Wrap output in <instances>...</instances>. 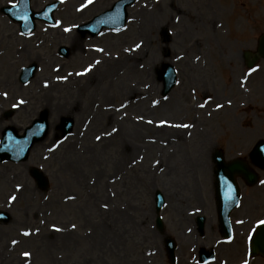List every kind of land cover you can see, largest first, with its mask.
Here are the masks:
<instances>
[{
	"label": "rangeland",
	"instance_id": "374dc122",
	"mask_svg": "<svg viewBox=\"0 0 264 264\" xmlns=\"http://www.w3.org/2000/svg\"><path fill=\"white\" fill-rule=\"evenodd\" d=\"M17 1L0 0V139L5 127L23 132L47 108L51 126L27 159L0 163V264H172L168 236L178 244L175 264H196L194 245L213 247L212 229L217 235L215 151L227 160L250 158L264 140V58L249 66L245 56L257 52L264 33V0H135L126 27L98 36H82L78 26L117 0H60L54 12L60 25L39 20L30 35L2 12ZM55 1L31 3L39 11ZM61 47L69 49L66 57ZM32 61L36 78L23 84L19 74ZM108 62L120 64L94 77ZM163 62L178 71L167 95ZM89 65V73L76 75ZM62 118L74 121L67 134ZM113 128L118 131L106 135ZM32 168L45 172L46 188ZM258 172L264 180V169ZM260 181L239 180L237 236L211 264L247 259L243 242L264 217ZM158 190L166 200L164 233L156 223ZM69 195L76 199L66 200ZM198 213L206 216L205 238L196 233ZM250 264H264V257Z\"/></svg>",
	"mask_w": 264,
	"mask_h": 264
},
{
	"label": "water",
	"instance_id": "95a60500",
	"mask_svg": "<svg viewBox=\"0 0 264 264\" xmlns=\"http://www.w3.org/2000/svg\"><path fill=\"white\" fill-rule=\"evenodd\" d=\"M30 0H20L17 7L5 8V12L10 15L15 20L20 21L26 25L27 31H30L34 24L35 18H47L51 19L52 12L57 6V3L48 5L40 13H35L30 9ZM130 0H120L115 3L112 9L107 10L103 14L95 17L89 23L82 25L80 28L83 30H89L93 35L97 34L103 27H121L126 23L127 12L126 8L129 5ZM26 29V28H25ZM259 52L258 54L264 57V35L259 40ZM164 80V94L168 93L176 84V71L174 67L170 64H164V71L161 75ZM64 122L66 119L63 120ZM73 121L70 120L65 123V129H69ZM49 130L48 114L46 112L42 113L40 119H37L32 126L28 127L25 134L21 137H16L11 132L7 133L2 141V146L0 147V160L4 158H12L13 160L25 159L28 155L30 148L33 143L38 140H42L47 136ZM5 152V153H4ZM254 158L256 162L264 165V141L260 142L255 151ZM220 163V170L218 171V196H219V209H220V220L224 227L229 229V212L234 204V199L236 196L234 187V176L235 174H243L250 182H254L256 179L254 173H252L246 164L239 162L225 164L222 162L221 158L218 159ZM224 165V166H223ZM36 178L40 183L45 182L47 185L46 178L41 172L36 170ZM164 203L163 194L158 191L156 196V207L159 212ZM159 227L162 226V221L160 216L157 218ZM227 228L225 231H227ZM174 247V246H173ZM174 248L171 250L173 251ZM253 251L264 253V225L258 230L257 234L253 239ZM173 252H171V256Z\"/></svg>",
	"mask_w": 264,
	"mask_h": 264
},
{
	"label": "snow or ice",
	"instance_id": "6c2138e0",
	"mask_svg": "<svg viewBox=\"0 0 264 264\" xmlns=\"http://www.w3.org/2000/svg\"><path fill=\"white\" fill-rule=\"evenodd\" d=\"M88 2L91 3L92 0H88ZM12 6H13V7H17L16 4H12ZM176 19H177V21H179V17H177ZM60 23H61L60 21H57L55 26H59ZM64 31H65V32H70V31H71V28H70V27H66V28H64ZM21 34L23 35V33H21ZM140 47H141V44H140V43H138V44L135 45V48H137V49L140 48ZM96 50L99 51V52H103V51H104L103 49H96ZM126 51H127V49H126ZM198 59H199V57H197V60H198ZM95 63H96V64H99L100 61L97 60ZM92 67H93V65H89V66L85 67V68L83 69V71L76 73V75H79V76L86 75L87 73H89V72L92 70ZM141 67H143V66L141 65ZM58 79H66V77H58ZM45 86H47V85H45ZM3 95H4V96H7V93L5 92V93H3ZM210 99H211V97H209V100H210ZM20 103L22 104V103H24V101L21 100ZM153 103H156V102L154 101ZM228 103L230 104L231 101H228ZM15 106H16V105H14V107H15ZM121 107L123 108V107H125V105H121ZM199 107H200V108H203V107H205V104H200ZM216 107H217V108H222L223 105H221V104H217ZM209 115H211V114H209ZM148 123H152V121H148ZM160 123L163 125V124H165V123H167V122H166V121H161ZM172 126H173V127H177V128H179V127H183V128H190V127H192L191 124H176V125H172ZM117 131H118V130H117L116 128H113L112 131L106 133V135L111 136L113 133H115V132H117ZM96 140H97V141L101 140V136H96ZM140 159H143V158L141 157ZM132 163L135 164V163H136V160H133ZM156 163H159V161H157ZM161 170H162V169H161ZM260 183H261V184H264V180H261ZM16 187H17V190H19L20 187H21V185H17ZM113 195H115V194L113 193ZM16 199H17L16 196H14V195H13V196H10V197H9V203H11L12 201H15ZM65 199H66V200H75L76 197L73 196V195H69V196H66ZM103 207H104L105 209H107V208H108V205H107V204H104ZM237 223H241V224H242V223H244V221H242V220H241V221H237ZM256 223H257L258 225H264V219H259L258 221H256ZM71 227H72L73 229H75V228H76V225H75V224H72ZM53 228H54V230L57 231V232L62 231L61 228L56 227L55 225H53ZM37 231H38V229H37ZM89 231H91V230H89ZM189 231H191V230L189 229ZM30 234H31L30 231H24V232H23V235H24V236H29ZM250 238H251V237H250ZM12 243H13V244H16V243H18V241L13 240ZM22 255H23L24 257L27 258V257H29V256L31 255V253L25 251V252L22 253ZM242 264H249V261H248L247 259H245V260L242 261Z\"/></svg>",
	"mask_w": 264,
	"mask_h": 264
},
{
	"label": "flooded vegetation",
	"instance_id": "af4514ba",
	"mask_svg": "<svg viewBox=\"0 0 264 264\" xmlns=\"http://www.w3.org/2000/svg\"><path fill=\"white\" fill-rule=\"evenodd\" d=\"M196 233H197L198 235H200V233L198 232V230H196ZM212 234H213V239H212V241L215 240V241H214V244H213V248H215V247L217 246V248H218V249L216 248L217 253L219 252L220 249H223V248H226V247H229V246H233L234 241L230 242L228 246H223V245H221L219 242H224L223 239H222V237H221V236H219V237H215V236H214V233H212ZM219 234H220V233H219ZM206 236H207L206 233H204V234L202 235V237H204V238H205ZM241 241L243 242V238L240 239V246L243 247V245L241 244ZM224 243H227V242H224ZM243 244H244V242H243ZM200 249H201V248H199L198 251H197V263H198V264H199L198 261H199V259H200ZM236 253H237V254L241 253L240 249L236 250Z\"/></svg>",
	"mask_w": 264,
	"mask_h": 264
},
{
	"label": "bare ground",
	"instance_id": "6f19581e",
	"mask_svg": "<svg viewBox=\"0 0 264 264\" xmlns=\"http://www.w3.org/2000/svg\"><path fill=\"white\" fill-rule=\"evenodd\" d=\"M97 10H99V9H97ZM108 63H109V65L106 63V66H104V68L102 69L101 73H98L97 75H94V77H97V78L98 77L99 78L103 77L104 78L105 75L109 74V72H111V71H114L116 69L117 65L120 64V62H117V63L108 62ZM47 110H48V108H47Z\"/></svg>",
	"mask_w": 264,
	"mask_h": 264
}]
</instances>
